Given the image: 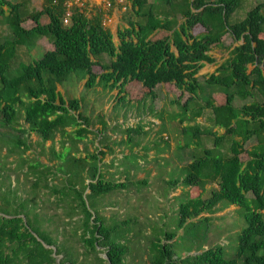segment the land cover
I'll return each mask as SVG.
<instances>
[{
  "label": "trees",
  "instance_id": "trees-1",
  "mask_svg": "<svg viewBox=\"0 0 264 264\" xmlns=\"http://www.w3.org/2000/svg\"><path fill=\"white\" fill-rule=\"evenodd\" d=\"M41 1V9L26 14L22 3L0 0V25L7 24L11 32L10 38L0 43V127L16 130L22 115L27 128L18 132L35 134L43 143L54 142L57 134H63V138L67 129L73 130L69 136L71 150L66 153L63 146L64 152L52 151V159L64 164L55 167L40 160H22L19 168L28 165V173L35 176L34 192L48 189L57 198L56 208L63 207L66 222L74 224L73 234L79 235L83 251L65 247L46 231L40 223L43 217L36 211L35 197L18 202L14 189L6 192L0 186V214H3L0 216V264H85L88 260L93 261L91 264H126L131 251L127 239L131 232L121 238V224L108 227L99 211L101 197L126 190L130 182L106 179L100 159L103 152L85 157L72 155L79 152L78 144L92 132L90 119L81 113V101L66 100L58 92V86L66 84L72 74L79 81L86 78L88 89H117V98L130 83L143 86L141 97L152 96L161 84L173 85L179 92L189 94L183 104L177 102L178 108L182 107L179 114H184L189 122L183 126L184 118L179 119L183 132L196 128L190 124L211 113L209 122L213 128L207 134L213 137V148H204L200 158L189 150L192 160L182 170V179L175 183L187 189L183 195H191V189H199L201 195L188 198L180 205L176 230L161 232L167 242L163 243L157 236L151 243L149 264H264V0L235 24H230L229 19L240 0H128L136 19H129L127 28L118 30V45L112 33L102 27L100 14L89 18L76 10L70 25L65 26V1ZM4 6L9 7L8 12ZM43 17L48 18L46 23L41 22ZM30 20L31 25L25 26ZM198 27L202 30L195 34ZM155 33L157 36L152 39ZM228 34L235 43L241 44L230 52L216 73L199 83L197 74L203 63L215 62L210 52L225 48L223 38ZM45 37L52 38L53 48L46 50L40 59L24 65L18 76L11 77V61L18 48L26 47L28 52H33L38 41ZM103 55L109 57L108 63H101ZM99 65L103 72L98 75L93 68ZM131 86L127 96L130 101L139 93ZM209 87L224 94L219 106L210 97L203 100ZM236 99L252 102L237 108ZM194 102L201 106L190 109ZM215 128L224 132L220 134ZM2 129L0 146L6 148L5 137L9 134ZM142 129L131 128L132 135L125 142L134 140L135 134L143 135ZM201 133L204 132L198 131ZM228 138L233 140L229 155L225 156L223 150L227 147L223 143ZM17 141V149L28 148L26 139ZM138 142L135 147L141 144ZM249 143L253 147L245 148ZM185 157L181 152L171 159L175 165L187 162ZM59 173L64 175L61 189L50 185L51 177L56 179ZM136 183L148 185L145 180ZM208 186L215 187L204 197ZM230 206L238 208L240 218L246 223L237 234L233 257H226L221 245L195 255H189L192 251L189 250L175 256L172 248L177 243L174 239L179 230L190 227L188 222L204 213L213 215ZM75 217L77 220L73 221ZM104 253L105 260L100 259ZM62 255L64 260L58 262Z\"/></svg>",
  "mask_w": 264,
  "mask_h": 264
},
{
  "label": "rangeland",
  "instance_id": "rangeland-1",
  "mask_svg": "<svg viewBox=\"0 0 264 264\" xmlns=\"http://www.w3.org/2000/svg\"><path fill=\"white\" fill-rule=\"evenodd\" d=\"M7 1L22 3V11L26 14L31 13L33 9L39 10L42 7L41 0ZM262 1L240 0V5L230 17L229 23L235 24L243 21L247 13ZM91 3L92 6L90 7L95 9L96 6H93L94 2ZM88 6L89 4H87L86 13L90 16V7L88 8ZM3 9L5 12H8L9 7L4 6ZM110 11L109 14H111ZM125 13L121 21L127 25L128 20L134 19L135 15L131 10ZM47 21V17L41 19L42 23H46ZM24 25L30 26L31 20L24 23ZM201 30L199 27L196 28L195 34H198ZM10 36L11 32L7 24L0 25V43L10 38ZM235 45L237 44L228 34L224 41L225 48H232ZM52 48L51 37H45L39 40L33 52H28L26 47L18 48L16 57L11 61L10 76H18L24 65L40 59L46 50H51ZM214 52L219 53V50L214 49ZM101 59L103 61L104 59H108L109 61L107 55L101 56ZM93 71L98 75L103 72L100 67L93 68ZM75 76V74H72L66 84L58 86V91L66 100L79 99L81 101V113L90 119V129L93 130V135H89L85 141L79 143V152H73L74 154L72 153V155L74 157H84V155L95 153L97 150H102L104 154L111 151L115 154V157H113L115 160L111 167L108 166L111 163L109 158V162H103L106 156L101 160L102 170L106 171V174L104 173L106 179L111 182H125V180H128L130 184L126 190L115 191L110 195L101 197L100 204L102 206L99 211L108 227L121 224L119 230L121 238L129 231L131 232L127 236V239L130 240L128 245L131 251L127 257L126 264H149L151 243L155 241L157 236L162 239L163 243L167 242L161 236V232L166 231L172 233L176 230L180 205L185 203L188 198H197L201 195L199 189H191V195L189 196L187 194L183 195V192L185 193L187 189L181 184L175 186V183H177V180L182 179V166H185L192 160L189 150L194 151L195 156H199L200 158L203 155L204 148H213V137L207 134L213 128L209 122L210 115L205 114L201 120L202 124H195L196 128L183 132L179 128L182 126L180 125L179 119L184 118V114H179L182 111V107L178 108L170 103L172 101L184 103L188 99V93L179 92L173 86L170 88L167 86L168 88L165 87L167 96L164 95L163 90L159 92L160 99L164 101L165 105L163 107L160 105L157 108L154 106L153 98L138 95H136L134 101H130V97L117 98L118 92L115 89L112 94V89L108 87L102 88L101 91L98 90L97 92V90L88 89L85 83L79 81ZM209 91H211L210 88H208ZM202 98L205 100L206 95H203ZM146 100L147 102H145ZM218 101L223 102V98ZM250 102H252L251 99L247 100V103ZM202 104L204 105V103ZM237 105L242 106V103L238 102ZM200 106L197 102H194L190 104L189 108L194 109ZM133 114L135 117L132 120L131 117ZM118 120L125 121L128 124L132 123L135 128L142 127L144 130L148 128L145 131L146 135L140 134L139 136L135 134V141L132 138L130 141H127V144L125 142L121 143V140H116L112 136H108L106 134L107 131L104 130L111 129L113 131L111 132L115 133V135L121 133L122 135L130 137L129 133H131V130L125 129L128 124H120ZM151 120H159L162 122V125L157 131L154 130L157 125L153 126ZM183 120V126H186L189 123L187 121L188 119L184 118ZM103 124H106V126L104 127ZM24 128H27V125H25L22 115L20 116L18 125L15 126L16 130H5V128L2 129L0 127V129L9 134L8 137H5V142L8 144L7 147L5 146L7 151H5L4 147L0 146V186L6 192L14 189L18 202L23 199L27 200L35 197L36 211L40 213L41 218L43 217V220L40 219V223L43 224L46 231L52 237H56L59 243L65 245V247L70 249L74 248L78 252H82L83 246L78 240L79 235L74 236L73 234L74 224L72 221H69L72 223V226H65L66 223H69L66 222L68 220L65 216V210L63 207L56 208L57 198L48 189H39V191L37 190L38 192H34L32 185L35 176L32 173H28V165L19 168L22 160L31 162L40 160L45 165L55 167L64 164L60 160L52 159V151L54 150L57 154L64 151L66 153L69 152L71 150L69 136L72 135L73 130L67 129V133L63 138V134H57L54 142L43 143L35 134L23 135L21 132H18L20 131L19 129ZM200 130L204 133L198 134ZM18 138L27 140L28 148L26 150L17 149L16 144ZM232 140V138H228L223 143V146L227 147L226 150H223L225 156L229 155ZM138 141L141 143L139 144V146L141 145L140 148L135 147L139 143ZM252 144H246L245 148L246 146L248 149L252 148ZM63 146H65L64 151ZM184 146L187 148H182ZM14 149L16 150L13 151ZM117 150H120V153H116ZM127 150L129 151L128 155H124ZM181 152L183 156H187L185 159L188 161H184L185 163L176 162L177 164L174 165L173 163L175 161L171 157H177ZM119 154L121 155L118 156ZM167 156L168 159H166ZM153 172H155V175L152 174ZM63 177V173H59L56 179L51 177L50 185L58 186L61 189L64 180ZM141 178H144L143 180L147 181L148 185H137L136 181ZM214 187L208 186L204 197L208 196ZM63 206L66 207V205ZM49 216L53 217L50 218V221L48 220ZM76 220L77 218L75 217L73 221ZM188 223L191 226L179 230L177 232V238L174 239L177 243L172 249L176 257L187 253L189 250H192L189 255L202 253L215 245L224 246L225 256L233 257L238 244L237 234L246 227V223L240 218L238 208L235 206L219 210V212L213 215L204 213L199 218L190 220ZM62 230L64 231L62 232ZM105 258V253L104 255H100V259L105 260ZM90 259L93 260V257H90ZM62 260H64V255L58 257V262ZM91 263L93 261L88 260L85 262V264ZM79 264H82V262Z\"/></svg>",
  "mask_w": 264,
  "mask_h": 264
},
{
  "label": "crops",
  "instance_id": "crops-1",
  "mask_svg": "<svg viewBox=\"0 0 264 264\" xmlns=\"http://www.w3.org/2000/svg\"><path fill=\"white\" fill-rule=\"evenodd\" d=\"M103 1H105V2H108V3H110L111 5H112V7L110 8V9H105V2H103ZM111 1H113V2H111ZM42 2V1H41ZM90 2H94V5L93 6H96L95 7V9H92V7H90V6H92V3L90 4ZM87 4H89V6H88V8L90 7V9H89V11H90V16H88V13H86V9H87ZM66 6V5H65ZM124 8H126V10H124ZM113 9V10H112ZM80 11L81 13H84L87 17H93V16H95L98 12V14H100L101 15V22H102V27L103 28H105V29H107V30H109L111 33H112V35H113V41H114V43L116 44V45H118L119 44V40H118V36H117V34H118V30L119 29H122V28H127V25L123 22V21H121V18H122V16L123 15H125L126 13L125 12H127V11H130L131 10V6H130V3L128 2V0H93V1H91V0H85V5L82 7V8H78V7H74L73 9H72V12H74V11ZM110 10H112V11H110ZM102 11V12H101ZM107 11V12H106ZM109 11L111 12V14H109ZM109 18V22H107V25L104 27L103 26V21H104V19L105 18ZM134 18H135V16H134ZM136 19V18H135ZM194 33H195V30H194ZM155 36H157V33H155V34H153L152 36H151V38L153 39ZM227 38V36H225L224 38H223V44H224V41H225V39ZM42 40V39H41ZM237 45H235L234 47H232V48H215L216 50H219V53H215L214 52V50L213 51H211L210 52V55L212 56V58L215 60V62L214 63H206V62H204L203 63V68L200 70V72L197 74V77L199 78V83H202L203 82V79H205L206 77H208L209 75H212V74H214V73H216V70L220 67V65L221 64H223L228 58H229V56H230V52L236 47V46H238V45H240L241 44V42L240 43H236ZM172 51L174 52V53H177V51H176V49L175 48H172ZM102 62V64H105V63H108L109 61H110V59H109V61H108V59H104V61L103 60H101ZM95 67H100L101 68V65H99V66H95ZM94 67V68H95ZM82 82L83 83H85L86 84V82H87V79L86 78H84V79H82ZM131 85H128L127 87H126V91H125V93L123 92L122 94H121V98H127V96H128V94L131 92V88H130V86L131 87H133L134 88V90H138V96H141L142 94H141V90H143L144 91V88H143V86L141 85V84H139L138 83V85L137 86H134V84H132V83H130ZM171 87V86H173V85H165V84H161V85H159V86H157L156 88H155V90H154V93H153V95L152 96H149L148 98H153L154 99V106H156L157 108L161 105L162 107L165 105L164 104V101H161V99H160V96H159V92L161 91V90H163V93H164V95L165 96H167V94H166V89H165V87ZM167 87V88H168ZM206 88V87H205ZM210 89H211V91H209L208 92V88H207V90L205 91V95H206V98H211V99H213L214 101H215V104L216 105H218L219 106V102H221V101H218V100H221L222 98L224 99L225 98V96H224V94L223 93H220V91H219V89H216V88H214V87H209ZM93 90H97V92H98V90H102V87H95ZM117 92H118V95H119V91L117 90V89H115ZM59 92V91H58ZM112 93H114V90L111 92V94ZM117 95V96H118ZM132 101H134V100H132ZM224 101V100H223ZM145 102H147V100L145 101ZM177 102H179V101H177ZM177 102L175 101V103H174V101H172L170 104L172 105H175L176 107H178L177 106ZM202 102V101H201ZM242 103V106L244 105V104H246L245 102H242V101H240L239 99H236L235 100V102H234V106L235 107H237V108H239V107H242V106H238L237 105V103ZM244 103V104H243ZM181 104H183V103H181ZM180 104V105H181ZM164 109V108H163ZM165 110V109H164ZM163 110V111H164ZM209 114L211 115V113L209 112ZM134 114L132 115V117H131V119L133 120L134 119ZM151 118V117H150ZM203 119V117L201 116V117H199V118H197L193 123H191L192 125H195L196 123H198V124H202V120ZM211 119V118H210ZM131 120V121H132ZM128 121V120H127ZM132 122H134V121H132ZM118 123H120V124H124V123H127V122H125V121H120V120H118ZM151 123L153 124V126H155V125H157V126H155L156 128L154 129L155 131H157L159 128H160V126L162 125V122L161 121H159V120H151ZM107 124V123H106ZM106 124L104 125V127L106 126ZM128 124V123H127ZM206 124V123H205ZM115 125V124H114ZM191 125V126H192ZM91 128V127H90ZM112 128V127H111ZM135 129V127L133 126V124L131 123V124H128V126L127 127H125V129ZM91 130V129H90ZM110 130V131H109ZM143 130H144V128H143ZM148 130V128H146L145 130H144V134L143 135H146V132L145 131H147ZM215 131H217V132H219L220 134L221 133H223L224 132V130L223 129H219V128H215L214 129ZM92 132H91V134H89V135H93V130H91ZM104 131H107L106 132V134L108 135V136H112V137H114V139H116V140H121V143H123V142H125L127 139H128V136H125V135H122L121 133L120 134H116L115 135V133H112L113 131L111 130V129H108V130H104ZM112 131V132H111ZM103 132V131H102ZM155 133V132H154ZM96 134V133H95ZM100 134H101V132H100ZM129 135H132V133H129ZM154 135V134H153ZM118 136V137H117ZM154 137V136H153ZM109 138V137H108ZM28 144V143H27ZM125 144H127L126 142H125ZM255 146V145H254ZM141 147V145L139 146V147H137V148H140ZM253 147V146H252ZM23 150H25V148H23ZM95 150H97V149H95ZM5 151H7L6 150V148H5ZM99 151L97 150L95 153H98ZM100 152L102 153V150H100ZM116 153H120V150H117V152ZM128 153H129V151L127 150L126 152H125V154L124 155H128ZM109 154H112V155H109ZM121 154H119L118 156H120ZM104 156H106V158L103 160V162H109L110 160H111V163L109 164V166H111L112 165V162H114V160L115 159H113V157H115V154H113V152L111 151V152H107L106 154H101L100 155V159L102 160V158L104 157ZM84 157H85V155H84ZM108 158L110 159L109 161H108ZM166 159H168V156H167V158ZM181 163H185V162H181ZM101 166H102V164H101ZM183 167V169L186 167V165L185 166H182ZM181 169V168H180ZM183 169H181V171L183 170ZM114 170V169H113ZM113 173H114V171H113ZM153 175H155V172H153L152 173ZM144 176V175H143ZM144 178H141V179H139V180H143ZM139 180H137V181H139ZM0 216H3V214H0ZM59 257H61V256H59Z\"/></svg>",
  "mask_w": 264,
  "mask_h": 264
},
{
  "label": "built area",
  "instance_id": "built-area-1",
  "mask_svg": "<svg viewBox=\"0 0 264 264\" xmlns=\"http://www.w3.org/2000/svg\"><path fill=\"white\" fill-rule=\"evenodd\" d=\"M54 1L57 2L58 0H54ZM64 1H65L66 9H67V13L64 18V24L67 25L70 22V17L72 15V9L74 7L82 8L85 5V0H64ZM104 4H105L104 5L105 9H110L112 7V5L108 2H105ZM124 10H126V8H124ZM107 22H109V18L106 17L103 21V25L106 26Z\"/></svg>",
  "mask_w": 264,
  "mask_h": 264
},
{
  "label": "clouds",
  "instance_id": "clouds-1",
  "mask_svg": "<svg viewBox=\"0 0 264 264\" xmlns=\"http://www.w3.org/2000/svg\"><path fill=\"white\" fill-rule=\"evenodd\" d=\"M59 1V0H58ZM57 1V2H58ZM57 2H55V3H57ZM65 9H66V6H65ZM66 13H67V9H66V12H65V14H64V18H65V15H66ZM72 15H73V12H72ZM72 15H71V17H70V21H71V18H72ZM64 18H63V23H64ZM65 25V24H64ZM68 25H70V22H69V24H67V25H65V26H68ZM104 26V25H103ZM105 27V26H104ZM102 60V59H101Z\"/></svg>",
  "mask_w": 264,
  "mask_h": 264
}]
</instances>
